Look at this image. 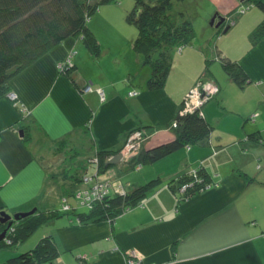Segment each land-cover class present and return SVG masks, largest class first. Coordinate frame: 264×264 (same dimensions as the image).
<instances>
[{"label":"crops","instance_id":"obj_1","mask_svg":"<svg viewBox=\"0 0 264 264\" xmlns=\"http://www.w3.org/2000/svg\"><path fill=\"white\" fill-rule=\"evenodd\" d=\"M249 9L236 12L233 21L230 11L214 8L225 25L209 28L207 39H196L173 53L179 58L196 54L209 61L212 71L215 68L209 79L218 86L213 96L217 101L208 99L199 108L215 125L209 142L180 148L161 158V166L140 168L127 186L115 179L125 189L157 175L162 185L113 222L77 224L75 217L59 215L42 223L22 243L1 248L0 264L47 234L60 250L51 264H127L129 256L140 264H264V143L250 135L264 137V36L255 43L250 38L263 14ZM239 25L244 33L241 41L232 37ZM104 38L106 42L99 39L97 57L79 40L69 38L11 78L16 103L7 95L0 98V211L55 207L48 194L52 184L59 188V196L64 190L63 185L60 188L64 180L56 177L62 159L54 147L61 141L79 154L92 156L99 149L121 146L126 134L139 126L153 125L146 145L170 137L164 127L194 84L170 91L168 80L162 88L147 90L143 80L150 70L131 50V37L122 44L125 50L118 47L116 38ZM217 48L240 63L249 83L240 87L228 78ZM109 54L115 75H108L102 65L103 59L109 61ZM69 57L76 64L79 88L59 72L58 63ZM79 58L86 61L80 63ZM121 161L114 164L117 170H125ZM201 163L218 182L177 205L173 189L165 182ZM237 169L248 177L238 175ZM113 185V191L120 188Z\"/></svg>","mask_w":264,"mask_h":264},{"label":"trees","instance_id":"obj_2","mask_svg":"<svg viewBox=\"0 0 264 264\" xmlns=\"http://www.w3.org/2000/svg\"><path fill=\"white\" fill-rule=\"evenodd\" d=\"M175 1L190 5L186 3V0H133L132 7L124 13V10L114 4H118V0H0V98L5 97L10 91V80L14 75L69 38L79 40L90 55L97 57L101 52V42L98 40V35V38L95 35V32L97 33L95 27H91L88 20L99 9L100 14L97 17L106 34L105 37H117L115 34L119 26L115 19L119 17V14H123L125 23L136 28L130 41V48L141 54L143 62L151 67L145 88L147 90L162 88L171 68L173 53L181 50L183 46L192 44L196 38L192 21L186 13L187 9L173 11ZM251 2L263 14L262 21L250 37L251 42L255 43L264 36V0H251ZM240 5L235 9L238 14L242 13ZM102 7L109 8L103 13ZM232 13L234 12L230 11L229 15ZM110 15L114 19L112 18L108 23L105 22V17ZM214 15L221 14L211 13V18ZM223 22L219 25L220 27L225 25ZM214 24L212 27H215ZM216 52L221 67L229 79L240 87L250 82L248 75L237 60L223 54L218 48ZM208 62L205 59L204 70L209 78H212L214 75ZM58 65H60L59 72L79 88L74 76L76 64L71 62L70 57ZM216 87L218 89L217 85ZM16 99L11 102L16 103ZM185 101L186 97L183 98L176 117L164 127L170 135L165 139L152 140L153 142L149 141L146 145L150 137L148 131L150 127H153L148 124V126H139L130 130L121 146L99 149L92 156H88L89 158L75 156V152L78 153L77 148L66 145L64 148L73 150V157L62 158L61 162L64 163H61L56 173V177L64 180V183L60 185V188L63 185L62 189H64L61 197L75 196L77 193L90 191L85 187L77 191V186L80 185L78 182H81L82 186L94 185L93 177L103 171L100 170L101 168L114 165L107 164V160L118 152H122L129 137L136 132L141 133V140L132 153L123 156L121 163L125 165V170L140 169L142 165L155 163L180 148L207 144L214 128L213 124L204 117L200 109L184 111ZM250 135L256 141L264 143L262 135L255 132ZM85 160H88L89 164H96L95 174H87ZM237 173L245 179L248 177L243 170L237 169ZM85 178L88 180L85 181ZM217 182L213 174L201 163L191 171H183L174 175L165 184L173 189L178 205L182 200L191 198L207 186ZM161 185V177L156 175L129 188L120 187L114 191L108 189L106 195L94 200L83 211L77 210V207L72 205L65 208L63 204L60 210L55 207L41 210L38 206L31 205L28 210L13 212L20 213L36 209L34 213L14 222L13 229L8 230L5 237L0 239V249L22 243L42 223L59 215L75 217L77 224L105 220L113 222L117 216L141 203L149 193ZM59 254L60 250L55 238L47 234L32 247L9 255L6 264H51V261Z\"/></svg>","mask_w":264,"mask_h":264},{"label":"rangeland","instance_id":"obj_3","mask_svg":"<svg viewBox=\"0 0 264 264\" xmlns=\"http://www.w3.org/2000/svg\"><path fill=\"white\" fill-rule=\"evenodd\" d=\"M118 1H119L118 4H116V3H114V4L118 8L124 10V13L126 10L130 9V7H132V4H133V0H118ZM186 3H189L190 5H184L182 2L175 1L174 6H173V11L177 12V10H180V9H187L186 13H187V16L189 17V19L192 21V24H193V27H194L195 33H196L195 40L197 39V41L200 40L201 37L204 39H207L209 37V28L210 29L213 28L209 25L210 20H211L210 14L214 13V11H215L214 8L220 9L223 13H228L229 11L234 12L232 14L231 20H234L233 16L236 13L235 7L237 5H240V4L243 5V6H241V8H245L246 10L247 9L250 10L249 8H251L252 10H255L256 12H258L259 14H262L261 11H259L258 9H253L254 7H253L251 0H186ZM108 6H110V5H108ZM108 8L109 7H102L101 8L102 12L103 13L107 12ZM99 10L97 11V13H95L93 16H91L89 18L88 23L90 24L91 27L92 26L95 27V29L97 31V33L95 32V35H96V37L98 35V37H99V38L97 37L98 40L100 39V40L104 41L105 40L104 37L106 34H105L102 26H100L101 23L99 22L98 17H97L98 14H100ZM236 17H235V20H236ZM112 18L114 19V17H112L111 15L107 16V18L105 17V22H107V23L110 22L109 20H111ZM231 20H230V22H231ZM223 21H224V19H223ZM115 22L119 26V30L117 29L116 34H115V36H117V37H114V38H116L115 43L118 45L119 48H121V50H125V49H123L125 47L122 44L125 43V40H128L126 37H131V39L133 38V35L136 32V28L133 25H128L127 23L124 22L123 14H119V17H116ZM241 27L242 26L239 25L238 29L234 33H232V37L237 41H239V40L241 41V39H243V36H244L243 30L241 29ZM232 41L234 42V40H232ZM241 43H243V42H241ZM128 45L129 44H126V47ZM190 45H192V44H189L188 46H190ZM116 49H117V47L114 50H116ZM110 55H112V54H109V61L108 62L105 59L102 60V62L104 61L102 63V65H103V67H104V69L108 75H115L116 70L114 69L112 62L110 61ZM139 55L143 59L142 55L141 54H139ZM79 61H80V63H82V62H85L86 60L83 58H79ZM127 61L129 62V65H130L131 60L129 59ZM204 61H205L204 59L202 61L198 56H196V54L186 55L183 58L176 57L175 55L172 56V64H171V68H170V71H169V74H168L167 80H166L167 84H168V80L170 83L168 86L169 90L170 91H179L181 89H187V87L189 85L194 84L188 91V93H190L191 96L189 98H187L188 95L185 96L187 99H191L190 102L186 101V103H190V106H189L190 108L187 106H184V111L198 110L201 107V105L205 101L208 100V98H209L208 96L211 95V93H214V91H215L214 87H210V86L207 87L208 84H206L203 88H201V87L194 88L195 86H198V83L200 81L210 80L208 74L204 70L205 69ZM142 64H144V66L146 68L145 70H148V71L150 70V72H151V67L149 66V64H147V63H142ZM208 65H210V64H208ZM80 70H82V65H80ZM213 71H212V73H213V75H215V68H213ZM144 73H145V71L143 72V69H142V72L140 73V77L143 78ZM147 78H148V76H146L143 81L146 82ZM208 83L210 84V81ZM195 91H196V93H195ZM11 94H14L15 98H12ZM6 95L8 96V98L11 101L18 98V95L14 91H9ZM212 98H213V100L217 101L216 96L212 97ZM200 101H201V103H199V105H198V102H200ZM176 114L173 117V119L176 117ZM173 119L171 121H173ZM214 126L215 125H213V127ZM224 126H226V125H224ZM218 130H220L219 127H218ZM126 145H127V143H126ZM65 146H66L65 141L64 142L61 141V142L54 145L55 151H57V157H60L61 159L62 158L64 159V157H67V159L69 157L72 158L73 157V153H72L73 150L66 149V148H64ZM131 146L132 145L129 146V150H128L129 153L130 152L132 153V151H134L136 144L132 147ZM61 148H63V151H61ZM60 151H61V153L59 155ZM51 154H53V153L51 152ZM76 155H81L82 157L78 156L80 158H84V157L89 158V157H87L88 154L84 153V151L81 152L80 154L75 152V156ZM122 158L120 160H122ZM120 160H118L117 162H119ZM85 162H87V167H86L87 168V174H89V175L95 174L96 164L95 163L89 164L90 162H88V160H85ZM158 162L159 161H157L155 163H150V164H155L157 166H161L162 163H158ZM61 163H64V162H61ZM150 164L142 165L141 168H143L146 165L150 166ZM100 170H103V171L99 172L96 177H93V180H92L93 184H95L97 182H101V183L104 182L106 187L108 189H111V190L114 186L113 184H115V183H116V185L119 184V186L122 187V185H120L119 182L118 183L114 182L115 179L122 181V184L124 186H127V181L131 178V176L132 177L138 176V173H136V172L140 171V169H137V168L134 170L133 169L132 170H117V168L114 165H111V166H108L105 168L103 167V169L101 168ZM78 183L80 185L77 186V188H78L77 191L82 190L84 187L88 188L87 185L82 186L81 182H78ZM55 185L56 184H52V186L49 188V192H50L48 194L49 195V201L52 202L53 206H55L57 209L60 210L63 207V202H62L63 198L58 195L57 190L59 188H55ZM64 198L66 199V201H64L65 207L72 205V206L77 207L78 209L79 208L81 209V208H86V206H87V205H82L80 202H78L74 195H67ZM91 204H92V202H91ZM67 216L68 215H64L62 217L66 218ZM39 228L37 227L34 231L36 232L37 230H39ZM33 245H34V243H33ZM31 246L32 245L27 244L26 247L30 248ZM21 249H23V248H21ZM127 259H132V261H133L132 264H137V258H135L134 256H129ZM138 263L140 264L139 261H138ZM127 264H130V263H127Z\"/></svg>","mask_w":264,"mask_h":264},{"label":"built area","instance_id":"obj_4","mask_svg":"<svg viewBox=\"0 0 264 264\" xmlns=\"http://www.w3.org/2000/svg\"><path fill=\"white\" fill-rule=\"evenodd\" d=\"M240 12H244V8H241V10H240ZM210 80H206V81H200L199 83H198V86H195L194 88H199V87H201V88H203L206 84H208L207 85V87H214V89H215V91H214V93H211V95H209L208 97V99H210L211 98V96L212 95H214L216 92H217V87L210 81V84L208 83ZM193 88V89H194ZM192 89V90H193ZM191 90V91H192ZM195 93H196V91H195ZM188 95V97L187 98H189L190 96H191V94L190 93H188L187 94ZM11 97L12 98H15V95L14 94H11ZM186 98V101L187 102H190V100L191 99H187ZM186 101H185V104H184V106H187V107H189L190 106V103H186ZM199 103H201V101L200 102H198V105H199ZM201 105V104H200ZM190 108V107H189ZM140 140H141V133L140 132H136V133H134L132 136H130L129 137V139L127 140V145L125 146V148H124V150H123V152H124V155L126 154L127 155V153H129L128 152V150H129V146L130 145H132V146H134L135 144H136V146H138L139 145V143H140ZM131 146V147H132ZM135 146V147H136ZM128 147V148H127ZM88 179L87 178H85V181H87ZM90 189V191H84L83 193H77L76 195H75V198H76V200L78 201V202H80L81 204H85V205H90L91 204V202H93L94 200H96V199H101L102 198V196H104V195H106L107 193H108V188L106 187V185H105V183H95L94 185H92V186H88V189L87 190H89ZM82 195H84V196H82ZM96 197V198H95ZM88 204H87V203ZM67 207H69V206H66L65 208H67ZM127 263H130V264H132L133 263V261H132V259H128L127 260ZM137 264H139L138 263V261H137Z\"/></svg>","mask_w":264,"mask_h":264},{"label":"water","instance_id":"obj_5","mask_svg":"<svg viewBox=\"0 0 264 264\" xmlns=\"http://www.w3.org/2000/svg\"><path fill=\"white\" fill-rule=\"evenodd\" d=\"M221 16V15H220ZM215 15L211 18V20H210V25H213L214 24V19H215ZM222 17V16H221ZM220 17V21L219 22H217V23H215L214 25L217 27V26H219L222 22H223V17L221 18ZM226 30H227V27L225 28ZM20 133V135H22L23 134V132L22 131H20L19 132ZM123 157V153L122 152H118L117 154H115V155H113V157L111 158V159H109L108 161H107V164H115V162L116 161H118V160H120L121 158ZM34 211H35V208H33V209H31L30 211H27V212H20V213H15V214H13V218H19V217H25V216H28V215H30V214H32V213H34ZM0 219H1V221L2 222H5V221H7L9 218H11V216H10V214H8L7 212H5V211H0ZM5 217H7V218H5ZM11 224V222H9L8 223V226ZM3 235H4V231L0 234V239L3 237Z\"/></svg>","mask_w":264,"mask_h":264},{"label":"flooded vegetation","instance_id":"obj_6","mask_svg":"<svg viewBox=\"0 0 264 264\" xmlns=\"http://www.w3.org/2000/svg\"><path fill=\"white\" fill-rule=\"evenodd\" d=\"M220 17H221L220 15L216 16L215 19H214V21L216 23L219 22L220 21ZM123 156H125V155L123 154ZM8 214H10L11 218H9L7 221L2 222L1 219H0V225H1L0 226V234L4 231V235H3V237L1 239H3L5 237V235L8 232V230L10 231V230L13 229L14 222L16 223L18 219L23 218V217H19V218L16 219V218H13L12 217L13 214H15V213H8ZM5 218H7V217H5ZM9 222H11V224L8 226V223Z\"/></svg>","mask_w":264,"mask_h":264},{"label":"bare ground","instance_id":"obj_7","mask_svg":"<svg viewBox=\"0 0 264 264\" xmlns=\"http://www.w3.org/2000/svg\"><path fill=\"white\" fill-rule=\"evenodd\" d=\"M59 66H60V65H58V68H59ZM122 153L124 154V152H123V151H122ZM64 201H66V199H65V198H63V199H62V202H63V204H64Z\"/></svg>","mask_w":264,"mask_h":264}]
</instances>
